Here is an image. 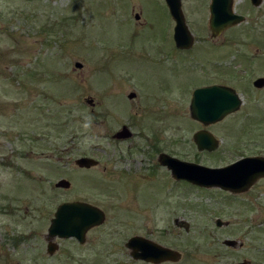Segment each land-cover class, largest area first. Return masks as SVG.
Here are the masks:
<instances>
[{
  "label": "rangeland",
  "instance_id": "obj_1",
  "mask_svg": "<svg viewBox=\"0 0 264 264\" xmlns=\"http://www.w3.org/2000/svg\"><path fill=\"white\" fill-rule=\"evenodd\" d=\"M211 2L182 0L195 38L188 59L243 105L204 126L191 117V86L155 92L150 59L130 51L166 31L171 37L165 0H0V264H143L123 245L133 236L180 254L162 264H264V179L241 194L176 187L159 162L166 153L220 168L264 156V88L253 86L264 78V1L255 8L234 0L247 20L217 39ZM123 126L133 137L113 139ZM202 130L218 140L216 151L198 150ZM85 156L100 165L79 169ZM62 179L71 189L56 188ZM78 200L98 205L107 224L84 246L56 240L61 251L50 256L51 219L60 204Z\"/></svg>",
  "mask_w": 264,
  "mask_h": 264
},
{
  "label": "water",
  "instance_id": "obj_2",
  "mask_svg": "<svg viewBox=\"0 0 264 264\" xmlns=\"http://www.w3.org/2000/svg\"><path fill=\"white\" fill-rule=\"evenodd\" d=\"M264 0H251L254 7L258 8ZM169 11L176 22L175 38L177 45L182 49H189L194 44V37L188 29L182 10V0H166ZM140 20V15H136ZM246 21V17L234 12V0H212L210 5L209 26L212 38H218L229 28L238 26ZM77 69L83 65L76 63ZM254 86L264 88V79H258ZM135 95L132 94L130 98ZM89 103L94 106L93 101ZM242 100L234 89L227 87H212L200 89L194 93L190 107L191 117L203 123L205 126L222 121L229 114L240 110ZM133 136L130 129L124 126L115 134V140H127ZM194 141L199 151L213 152L219 146L209 132L202 131L195 135ZM161 165L167 166L177 180H185L193 185L203 188H220L233 194H241L249 191L259 180L264 179V156L246 157L223 168H207L194 163H187L161 154ZM76 165L82 169H90L99 165L98 161L84 157L76 161ZM56 188L68 190L71 183L65 179L56 184ZM105 220L104 213L99 209L82 202H68L60 205L51 221L48 229L47 253L54 255L59 246L54 242L56 238H76L81 244L85 243L87 232L94 226L101 225ZM188 230V224H185ZM219 227L228 223L217 221ZM230 247H236V241H226ZM127 246L132 250L131 256L135 259L145 260L154 264L165 261L178 262L180 254L166 249L152 241L141 237H135ZM240 264H251L244 261Z\"/></svg>",
  "mask_w": 264,
  "mask_h": 264
},
{
  "label": "flooded vegetation",
  "instance_id": "obj_3",
  "mask_svg": "<svg viewBox=\"0 0 264 264\" xmlns=\"http://www.w3.org/2000/svg\"><path fill=\"white\" fill-rule=\"evenodd\" d=\"M142 26H145V25H142ZM146 42L147 43L142 42V43L131 44L130 51L134 54L135 53H137V54L146 53V55L150 59L149 60V63H150L149 66L152 68L151 71L153 73V76L150 75L148 81H149V84L151 85V87L155 88L154 89L155 92L166 93V92H169L170 89H173L176 87L183 88L185 86L184 84H187V85L191 86L189 91H191L190 93L192 96L194 91L197 89L209 88V87L218 86V85L219 86H228L226 82L222 83V84H218L216 82V79H214V77H215L214 75L211 76V78L214 80H210V79L209 80L208 79L203 80L202 79V78L208 77L207 70H204V71L202 70L200 72L195 70L194 69L195 67L193 66V64H191L192 60L188 59L190 53L192 51H194L195 45L192 46L191 48L187 49V50L180 48L177 45V42H176V39L174 36V28L172 30L171 37L168 36V32L166 31V37L151 38V39H147ZM137 54H135V56H138ZM135 56H132V57H135ZM184 73H186V82L182 81ZM202 73L204 74V76L201 75ZM179 76L182 78H178ZM228 87H230V86H228ZM136 98L137 97H135V99ZM135 101L136 100H133L132 102H135ZM99 165H100V162H99ZM174 184L176 187H178V185L185 184V182L175 181ZM186 184H188V183H186ZM107 185H110V184L107 183ZM81 202L88 204V205H91V206L98 208L101 211H103L98 205L93 204L89 201H81ZM103 212H104V217H105L104 223L91 228L86 234L85 243L80 244V245L84 246L87 243V241L89 240L88 237H89L91 232H94L95 230H98L107 224V215H106L105 211H103ZM177 224H178V221H177ZM186 232L189 233V231H186ZM134 237H136V236L129 238L128 242L130 241V239H132ZM138 237H142V236H138ZM73 240H76V239H73ZM128 242L123 244V245L125 248H127L130 251V256H131L132 250H130L128 248V246H127ZM60 251L61 250L59 247V250L57 253H59ZM54 255H56V254H54ZM54 255H50V256H54ZM131 258L134 261L141 262L143 264H153V263L147 262L145 260L135 259L132 256H131Z\"/></svg>",
  "mask_w": 264,
  "mask_h": 264
}]
</instances>
